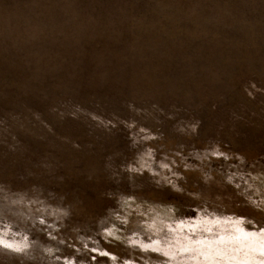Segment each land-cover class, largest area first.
Instances as JSON below:
<instances>
[{
	"label": "rangeland",
	"instance_id": "rangeland-1",
	"mask_svg": "<svg viewBox=\"0 0 264 264\" xmlns=\"http://www.w3.org/2000/svg\"><path fill=\"white\" fill-rule=\"evenodd\" d=\"M5 224L30 247L0 264L259 249L264 0H0Z\"/></svg>",
	"mask_w": 264,
	"mask_h": 264
},
{
	"label": "clouds",
	"instance_id": "clouds-1",
	"mask_svg": "<svg viewBox=\"0 0 264 264\" xmlns=\"http://www.w3.org/2000/svg\"><path fill=\"white\" fill-rule=\"evenodd\" d=\"M192 131L193 132L195 131V125L192 126ZM150 155L151 154L149 153L148 154L149 159H150ZM141 167L143 168L146 166L142 164ZM161 167H166V165H161ZM129 171L136 172L138 171V169L130 168ZM20 204L21 201L13 200L10 202L8 207L9 209H11ZM13 215L22 216L24 220L29 219V216L22 212H13ZM40 222L43 223L42 220ZM49 227H51V225H49ZM9 229H10V225L5 224L3 226V232L0 233V249L15 254H21L25 252L30 247L28 237L20 232H10ZM4 237H10V238L5 240L3 239ZM257 252L260 257H264V244H262L259 249L253 248L250 250H245L243 256L240 257L239 259L236 256H233L230 259H226L224 260L223 264H264V259L256 260L253 258L254 254H256Z\"/></svg>",
	"mask_w": 264,
	"mask_h": 264
},
{
	"label": "bare ground",
	"instance_id": "bare-ground-1",
	"mask_svg": "<svg viewBox=\"0 0 264 264\" xmlns=\"http://www.w3.org/2000/svg\"><path fill=\"white\" fill-rule=\"evenodd\" d=\"M244 236H246V235H244ZM251 236V235H250ZM252 236H254L253 234H252ZM257 238V237H256ZM249 239V238H248ZM251 239V238H250ZM255 240V239H254ZM261 240H262V238H261ZM230 242V241H229ZM257 242V241H256ZM211 243V242H210ZM234 243V242H233ZM249 243V242H248ZM202 244V243H201ZM212 245H213V243H212ZM247 245V244H246ZM250 245V244H249ZM254 245V244H253ZM241 246V245H240ZM186 247V246H185ZM224 247V246H223ZM256 247V246H255ZM199 248V247H198ZM210 248H211V246H210ZM209 248V249H210ZM220 248V247H219ZM251 248V247H250ZM257 248H259V247H257ZM215 249H217V248H215ZM253 249V248H252ZM186 250V249H185ZM218 250V249H217ZM200 252V251H199ZM236 252V251H235ZM240 252V251H239ZM243 252V251H242ZM204 253V252H203ZM258 253V252H257ZM199 254V253H198ZM205 254V253H204ZM225 254H226V252H225ZM212 255V254H211ZM243 255V254H242ZM231 256H234V255H231ZM214 257V256H213ZM226 257V256H225ZM225 257H224V259H225ZM242 257V256H241ZM195 258V257H194ZM198 258V257H197ZM256 258V257H255ZM202 259V258H201ZM212 259V258H211ZM220 259V258H219ZM223 259V258H222ZM196 260H198V259H196ZM207 260H209L208 258H207ZM202 261V260H201ZM216 261V260H215ZM199 262V261H198ZM209 262V261H208ZM217 262H219V261H217ZM222 262V261H221ZM211 264V263H210ZM221 264V263H220Z\"/></svg>",
	"mask_w": 264,
	"mask_h": 264
}]
</instances>
